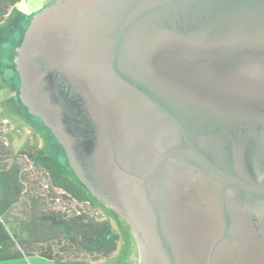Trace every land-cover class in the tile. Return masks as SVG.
Masks as SVG:
<instances>
[{"label": "water", "instance_id": "95a60500", "mask_svg": "<svg viewBox=\"0 0 264 264\" xmlns=\"http://www.w3.org/2000/svg\"><path fill=\"white\" fill-rule=\"evenodd\" d=\"M14 65L138 264H264V0H54Z\"/></svg>", "mask_w": 264, "mask_h": 264}, {"label": "trees", "instance_id": "16d2710c", "mask_svg": "<svg viewBox=\"0 0 264 264\" xmlns=\"http://www.w3.org/2000/svg\"><path fill=\"white\" fill-rule=\"evenodd\" d=\"M21 1L0 0V22ZM19 155L27 157L45 172L50 183L48 198L91 208L99 204L106 209L73 178L68 166L57 165L36 147L21 151ZM23 179L15 164L0 170V262L38 256L52 264H91L105 261L116 252L119 236L113 232L109 221L97 219L83 209H68L66 205L64 210L61 206L58 209L48 207V199L44 200L41 195L29 197L30 202L35 206L38 203L42 211L33 215L29 223L20 225L24 231L20 229L19 233H25L26 237H19L16 230L11 232L6 226V218L24 193ZM53 191L61 194L54 196Z\"/></svg>", "mask_w": 264, "mask_h": 264}, {"label": "rangeland", "instance_id": "374dc122", "mask_svg": "<svg viewBox=\"0 0 264 264\" xmlns=\"http://www.w3.org/2000/svg\"><path fill=\"white\" fill-rule=\"evenodd\" d=\"M53 1L22 0L0 22V170H6L15 164L24 178V193L7 216L6 226L11 232L18 231L19 237H26L25 233H19L20 229L24 231V227L21 228L20 225L29 223L33 215L36 216L42 211L38 203L35 206L30 202L29 197L41 195L44 200L48 199L46 201L48 207L58 209L61 206L64 210L66 205L68 209H83L97 219L109 221L113 232L119 236L117 250L109 259L91 264H138L135 240L121 219L99 204L91 208L89 205H77L63 200L56 201L53 197L48 198L50 183L45 172L27 157L19 155L21 151L36 147L57 165L68 166L64 152L54 136L22 106L19 99V79L14 65L16 49L32 16ZM53 194L57 196L61 193L53 191ZM0 264H52V262L38 256H30Z\"/></svg>", "mask_w": 264, "mask_h": 264}]
</instances>
